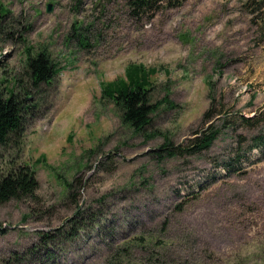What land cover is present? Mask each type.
Segmentation results:
<instances>
[{"label": "rangeland", "instance_id": "1", "mask_svg": "<svg viewBox=\"0 0 264 264\" xmlns=\"http://www.w3.org/2000/svg\"><path fill=\"white\" fill-rule=\"evenodd\" d=\"M258 1L187 0L136 18L123 0H0L10 11L0 22L3 94H19L30 51L50 53L57 71L23 134L0 148V173L24 165L39 183L34 199L0 207V262L264 264ZM131 65L149 70L157 107L141 132L108 95ZM211 105L222 112L208 122ZM240 114L261 123L241 127ZM211 124L221 129L209 149L167 156L166 144L187 147ZM77 207L82 228L71 223Z\"/></svg>", "mask_w": 264, "mask_h": 264}, {"label": "trees", "instance_id": "2", "mask_svg": "<svg viewBox=\"0 0 264 264\" xmlns=\"http://www.w3.org/2000/svg\"><path fill=\"white\" fill-rule=\"evenodd\" d=\"M123 1L136 18H141L147 17L162 8H179L187 0ZM257 5V10H263V14L262 16H259L258 14L254 16L264 21V2L260 0L257 2ZM9 13V9L0 4V22L2 18L6 17ZM262 28L264 30V24ZM76 29L77 30L74 31H78L80 27ZM81 38V43L87 45L85 42L86 40L82 36ZM26 61V80L20 82L21 88L19 89V94L11 93L7 96L6 94H3L0 89V148L7 146L12 141L11 137L14 134H23L30 109L31 107H36L32 103L33 99L34 103H36L35 98L38 100V97L40 96V87H51L54 84L57 74L56 65L53 63L50 53L44 50H40L35 54L31 51L28 52ZM148 74H150L149 70H146L143 65H131L127 70L128 83L121 84V91L118 93V96H116L117 91L115 90L108 93V95L120 106L124 124L130 126L135 132L143 131L151 123V115L157 108L151 102L153 88L151 83H149ZM110 87L115 86L110 85ZM221 107L223 108L224 105ZM221 112V109L215 110L213 105H211L206 113L205 119L210 122L217 115H220ZM219 121H225L224 124L231 122L228 119H220ZM252 121H254L252 118H247L240 114L234 123H238L241 127H258L261 123L260 121L255 124L252 123ZM220 129L221 125L211 124L208 129L198 133L199 136L196 139H193L189 146L184 148L175 147L172 143L170 145L166 144L168 146L167 156L175 157L185 153H199L209 149L216 140ZM254 141L256 142L255 146L259 147L261 142L264 143V136L254 138ZM240 161L241 159L238 160V162ZM236 164L238 163L232 165L231 163L226 162L225 171L232 170ZM38 188L39 183L32 168L24 165H13L7 174L0 173V207L12 200L20 201L24 199H34ZM77 208L78 210L75 214H78L74 216L75 218L71 220V223L78 222L79 224H77L76 227L80 228L79 226L82 223L81 221H78V217L81 215L82 211L80 207ZM178 210L182 211L183 207H179ZM73 230L74 232L69 233L59 230L57 234L45 236L41 239L44 244L42 246L46 247L52 243H57V240L60 238H63V240H70V238L77 237V230ZM51 255L52 254H48L47 257L51 258ZM0 264H12V262H0Z\"/></svg>", "mask_w": 264, "mask_h": 264}, {"label": "water", "instance_id": "3", "mask_svg": "<svg viewBox=\"0 0 264 264\" xmlns=\"http://www.w3.org/2000/svg\"><path fill=\"white\" fill-rule=\"evenodd\" d=\"M49 11H51V6H49Z\"/></svg>", "mask_w": 264, "mask_h": 264}]
</instances>
